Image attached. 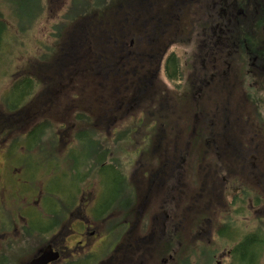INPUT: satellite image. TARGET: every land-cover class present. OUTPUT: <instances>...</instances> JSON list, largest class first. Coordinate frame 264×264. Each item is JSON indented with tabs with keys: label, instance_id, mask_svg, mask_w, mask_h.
Listing matches in <instances>:
<instances>
[{
	"label": "flooded vegetation",
	"instance_id": "1",
	"mask_svg": "<svg viewBox=\"0 0 264 264\" xmlns=\"http://www.w3.org/2000/svg\"><path fill=\"white\" fill-rule=\"evenodd\" d=\"M149 1L150 15L142 0L124 7L141 28L151 22L144 46L125 19L108 26L101 54L41 52L39 85L56 80L42 75L50 52L58 75L71 72L8 112L0 264H264V0ZM83 70L98 86L122 77L108 106L81 101ZM37 99L60 117L15 127ZM81 135L99 142L82 149Z\"/></svg>",
	"mask_w": 264,
	"mask_h": 264
},
{
	"label": "trees",
	"instance_id": "2",
	"mask_svg": "<svg viewBox=\"0 0 264 264\" xmlns=\"http://www.w3.org/2000/svg\"><path fill=\"white\" fill-rule=\"evenodd\" d=\"M130 1L134 3L133 0H70L68 8L61 15L62 20L53 24L54 32L52 35L55 39L58 36L61 37L63 34L68 35L69 37L66 38L65 42L67 46L70 47L73 45L79 51L87 52L88 49L95 48V50L101 52L105 47L104 41H108L103 36L104 32L108 29L107 16L110 15L111 19L114 20L111 29L118 30L115 20L116 16L122 14L124 7H128V9L132 8ZM142 3L143 12L147 11L145 9L149 4L144 0H142ZM45 10V0H0V59L7 57L9 59L8 64L12 63V49L14 48L12 47V42L18 41L20 36L29 34L35 27L37 21L43 16ZM90 13L93 14L90 15ZM148 15H150V9H148ZM13 26H15V30ZM142 28L145 29V26H142ZM70 30L72 33L68 32ZM99 40L102 43H99ZM46 47L49 49L52 48L49 46ZM4 49L6 51L9 50V52L3 51ZM81 62L83 61L81 60ZM97 72L101 74V69H98ZM36 73L39 74L40 70H36ZM26 76L23 79L14 81L8 88V91L0 97V103L2 105H0V142L7 141V138L11 135L10 128L13 126L8 120V112L19 110L25 103L27 97L33 95L39 85L38 78L40 75L36 76L29 73ZM25 81L26 83L27 81L30 82L25 85ZM148 86L143 87L140 96L150 104L149 100L151 97L148 96L150 95L147 92ZM13 106L15 107L14 109H12ZM23 110L16 112V115L21 114V121H16L14 124L15 127L24 126V123H27L29 119L28 116L22 118ZM40 125H44V123H38L34 126ZM18 136L20 137L21 134H18ZM80 137H83L79 139L80 144L84 146L82 149L87 144L99 142L98 139H87V135H81ZM113 142L117 144L121 143L119 140ZM83 162L85 163V161ZM100 163L101 161L99 162V160L96 162L90 160V165L88 166L91 168Z\"/></svg>",
	"mask_w": 264,
	"mask_h": 264
},
{
	"label": "rangeland",
	"instance_id": "3",
	"mask_svg": "<svg viewBox=\"0 0 264 264\" xmlns=\"http://www.w3.org/2000/svg\"><path fill=\"white\" fill-rule=\"evenodd\" d=\"M144 1L147 2L148 4H150L149 0H144ZM45 2H46V10L43 13V16L37 21L33 30L29 34H27L26 36H20L18 41L12 42V45H13L12 47H14L12 49V52H13L12 63L8 64L9 59L7 57L0 59V96L8 91V87H10L14 81H17L19 79H23L24 77H27L26 74L31 73L33 75H37L36 70L39 71L41 68V64H39L40 63L39 57L41 55V52H44L43 49L46 46H49V47H55V46H57V47H63V46L68 47L67 43H65L66 38L69 37L68 35L63 34L61 37L58 36L55 39L54 36L52 35V33L54 32L53 24L59 20L60 14L62 15L63 12L68 8V6L70 4V0H45ZM134 4H135V0H134ZM148 9H150L149 5L146 7L145 10H148ZM5 11H6V9H5ZM143 13L146 14V11H144ZM92 14L93 13H90V15H92ZM118 16L115 19L116 22L124 21L126 19V25L128 28L129 27L130 28L135 27L133 29V32L135 34L130 32V33H128V37H130V38L137 37L138 39H136L135 41L140 42L141 46H144L145 43L149 42L144 37L148 35L146 32L150 33V29H151V22L150 21L147 20V21L143 22L145 27L148 29L146 31L140 27V23L136 20V16L133 13H130L129 15L126 16L125 10H123L122 14H120ZM61 20H62V18L60 19V21ZM113 21L114 20L111 19V21H109V24L107 23V27L109 26L111 28ZM117 27L118 28L120 27L119 23H117ZM13 29L15 30V26H13ZM68 32L72 33L71 30ZM100 36L102 37V35H100ZM54 42H56L55 45H54ZM98 42L102 43V41H100V40ZM104 46H106V47L108 46V43L106 45L105 41H104ZM83 47H84V45H83ZM3 51H6V49H4ZM6 52L8 53L9 50H7ZM96 52L101 54L100 51H96ZM54 55H56L54 52H50L49 57L47 59V62L44 61L45 66H44V69L42 71V75H46L49 79H56V80L52 81V82L51 81L45 82V84H42V85L40 84L37 87L36 91L34 92V94H36L39 97L42 96L44 89L46 88V86L49 83H50V85H53L62 79V74H68L69 75L71 72L70 67H68L67 70H65V71L62 70L61 73L58 75L59 68L50 67L48 65V64H53V62L55 61ZM78 57H79V54H78ZM83 62L86 63L87 61L83 60ZM83 62L80 61V64ZM98 69H99L98 64H96L95 70H98ZM147 70H148V66L146 65L142 69V71H147ZM139 74H140V71H139ZM58 76H59V78H58ZM75 78L78 79V80H76V82L78 84L76 93L78 95H81V101L86 103V102H88V99H91V95L95 94L94 95L95 100L93 101V104L95 106H98V105L100 106V104H103V102L105 100H107V106H108V104L110 102H112V99H114L116 97L118 91H116L114 89H116L115 87L117 85H120V81L122 79V77H120V76H112L110 78L111 79L110 81H107V80H105V82L103 81L105 86H98L97 84H98V81L100 78H96L92 71L87 72L84 70L80 71L78 74V77L76 76ZM73 86H74V83L73 84L68 83L66 86L59 88L60 92H57L58 95L66 94L65 96H67L68 90L72 89ZM97 87H98V90L96 93H94V89H96ZM122 88L120 89V91L122 90ZM53 89H54L53 87H50V90H53ZM55 89H58V87L55 86ZM147 92L150 93V95H148V96L151 97L152 92L154 93V88L152 89V87L148 86ZM120 94H122V93H120ZM96 95L99 96L100 101L96 98ZM29 97L30 96H28L27 98H29ZM125 100H127V99L125 98ZM141 102L142 101H140V103ZM164 104H165V100L163 101L162 105H164ZM0 105H1V103H0ZM39 106H40V104H39L38 99H37V101L33 107V111L36 113L34 115L30 113V115H33V116L28 119L27 123L24 124V126H22V128L25 126H29L32 123H33V125H36L38 123H42L45 119V116L50 117V115H53L55 120H57V117H60L59 116L60 113L55 112L57 110V107H55V108L52 107L51 109H48V111L41 113L39 110ZM123 107L126 108L125 105ZM58 109H60V106H58ZM145 117L146 118L144 119V123H148L149 121H151L150 120L151 115L147 114V115H145ZM54 119H51V121L54 124H56ZM100 122L101 123L104 122L106 124H113V119H111V120L105 119V120H101ZM18 134H20L19 131H16L13 134V137L15 138V140H19L21 138V136L19 137ZM112 141L113 140H111V142ZM120 141L124 142L123 139ZM121 148H122V144L120 143V144H118L117 149L120 150ZM128 148H132V147L129 146ZM116 153H117V155H119L121 153V151H117ZM99 154L100 153L94 154V155L96 157H99Z\"/></svg>",
	"mask_w": 264,
	"mask_h": 264
}]
</instances>
